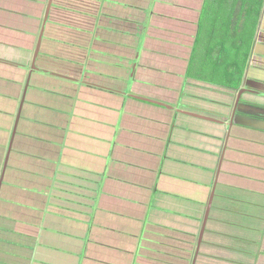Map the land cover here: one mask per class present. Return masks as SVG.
Masks as SVG:
<instances>
[{"label":"crops","instance_id":"1","mask_svg":"<svg viewBox=\"0 0 264 264\" xmlns=\"http://www.w3.org/2000/svg\"><path fill=\"white\" fill-rule=\"evenodd\" d=\"M212 2L0 0V264H264V0L238 88Z\"/></svg>","mask_w":264,"mask_h":264},{"label":"trees","instance_id":"2","mask_svg":"<svg viewBox=\"0 0 264 264\" xmlns=\"http://www.w3.org/2000/svg\"><path fill=\"white\" fill-rule=\"evenodd\" d=\"M263 0H221L220 23L215 31L220 44L211 52L214 64L225 78H234L238 88L250 49V38L256 26ZM218 4L217 0L211 3ZM235 23V27L232 25ZM217 58V62L213 60ZM223 60V61H222ZM237 70V73H236ZM236 73V76L235 74Z\"/></svg>","mask_w":264,"mask_h":264},{"label":"rangeland","instance_id":"3","mask_svg":"<svg viewBox=\"0 0 264 264\" xmlns=\"http://www.w3.org/2000/svg\"><path fill=\"white\" fill-rule=\"evenodd\" d=\"M217 2H218V4L216 3V4H214V8H212L211 9V11H210V13L212 14V15H214L215 16V20H214V22H215V24H218V23H220L221 21H220V13L222 12V10H223V7L221 8V7H219V5H220V2H221V0H217ZM208 11H209V8H208ZM235 23L236 22H234V24L232 25V28L233 27H235ZM60 27V26H59ZM57 29H59V28H57L56 27V25L55 26H53L52 27V31H54V32H57ZM55 38H60V39H52V41H51V43H49L48 44V47H50L49 49H50V51L46 54V55H44L43 56V54L41 55V56H43V57H45V60L43 61V63L45 64V66L46 67H51V68H53L56 72L57 71H59V73H63V74H68V75H70V72H69V70L68 69H72L71 67H73L74 66V64L75 63H73L74 62V60H70V59H68V58H66L67 56H68V54L64 51V56L62 55V46L64 45V39H66L65 38V35H61V37H55ZM63 40V42H61ZM60 43H61V48L59 47V45H60ZM52 47V48H51ZM121 55H123V54H121ZM120 55V56H121ZM115 56V55H114ZM119 57V56H118ZM57 59V60H56ZM57 61V63L55 64V65H52V63H53V61ZM41 59H40V61H39V64H41ZM60 66L61 67H64V70H59V68H60ZM71 66V67H70ZM236 73H237V70H236ZM236 73H234L235 74V76H236ZM71 77L72 76H74V77H77V74H75V73H72V75H70ZM222 78V76H219V78ZM223 79V78H222ZM11 171L13 170V171H15V170H18V169H16V168H14V169H10ZM21 172V170L19 171V173ZM10 177H11V181H9V183L8 184H6V187H7V191L5 192V194H9V196L11 197V198H16V197H18L19 195H21V193H22V188L23 187H26V186H29V185H32L33 184V182H34V179H33V177L32 178H30V177H28L27 175V173H23L22 174V177H21V182H20V179L17 177V175L15 174L14 175V173L13 172H10ZM56 176V175H55ZM58 177V176H57ZM0 180H1V177H0ZM53 180H54V178H53ZM7 183V182H6ZM5 184V182H3V185ZM23 186V187H22ZM21 187V188H20ZM50 191V190H49ZM14 200V199H13ZM12 200V202H14ZM187 201V203H190V205H193V206H195L194 205V202H193V200H186ZM0 202H7V201H5V200H2V198H0ZM17 202H18V200H17ZM9 203V202H8ZM19 205V204H18ZM6 215V214H5ZM6 221V220H5ZM3 222V220H1L0 219V223H1V230H0V234L3 236L4 235V237L5 238H13V239H16V240H18V241H22L21 239H22V236H23V238L24 237H26L24 234H26L27 233V231H24V230H18V229H16L15 228V226H13L12 224L10 225L7 221L6 222ZM12 228H11V227ZM8 228V229H7ZM9 229L11 230L12 229V231H13V233H11L10 231H9ZM0 242H2V243H0V251L1 252H4V253H8V248L11 246V247H14L13 245H11V244H7L6 242H4V241H0ZM26 242V241H25ZM2 244H3V247H2ZM5 249V250H4ZM202 250H203V248H202ZM6 256H7V254H6ZM18 261H17V264H25L24 262H23V260H19V259H17ZM16 262V261H15ZM6 264H15V263H9V262H7Z\"/></svg>","mask_w":264,"mask_h":264},{"label":"water","instance_id":"4","mask_svg":"<svg viewBox=\"0 0 264 264\" xmlns=\"http://www.w3.org/2000/svg\"><path fill=\"white\" fill-rule=\"evenodd\" d=\"M50 74H52V73H50ZM206 215H205V218L204 219H206ZM204 222H205V220H204ZM204 222H203V226H202V228H201V231H200V234H199V236H198V239H197V248H196V251H195V256L197 255V252H198V248H199V246H200V241H201V239H202V229H203V227H204ZM196 258V257H195Z\"/></svg>","mask_w":264,"mask_h":264}]
</instances>
